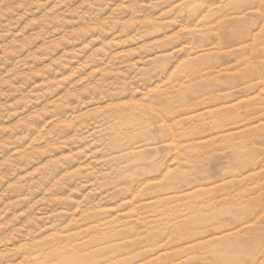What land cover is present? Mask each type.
Segmentation results:
<instances>
[{
	"label": "rangeland",
	"instance_id": "obj_1",
	"mask_svg": "<svg viewBox=\"0 0 264 264\" xmlns=\"http://www.w3.org/2000/svg\"><path fill=\"white\" fill-rule=\"evenodd\" d=\"M37 263L264 264V0H0V264Z\"/></svg>",
	"mask_w": 264,
	"mask_h": 264
},
{
	"label": "bare ground",
	"instance_id": "obj_2",
	"mask_svg": "<svg viewBox=\"0 0 264 264\" xmlns=\"http://www.w3.org/2000/svg\"><path fill=\"white\" fill-rule=\"evenodd\" d=\"M233 1H234V0H233ZM253 38H256V36L253 37ZM163 121H164V120H163ZM160 128H161L162 130H165V126H164V125H162ZM171 130H172V129H171ZM177 144H178V143H177ZM174 147H175V146H174ZM177 147H178V146H177ZM179 150H181V149H179ZM176 151H178V148H177ZM181 151H182V150H181ZM194 193H195V191H194ZM220 234H221V232H220ZM229 234H230V233H229ZM231 234H233V233L231 232ZM231 234H230V235H231ZM235 234H236V233H235ZM223 236H225V235H222V236H220L219 238H217V242H220V241L223 239ZM228 237H229V236H228ZM225 238H226V237H225ZM225 238H224V239H225ZM43 245H44V244H43ZM41 246H42V245H41ZM41 246H40V247H41ZM46 246H47V245H46ZM35 247H36V246H35ZM44 247H45V246H44ZM85 247H87V246H85ZM194 247H195V246H194ZM196 247H197V246H196ZM42 248H43V247H42ZM37 249H38V247H37ZM25 250H27V249H25ZM77 250H78V249H77ZM99 251H100V250H99ZM31 252H32V251H31ZM76 252H77V251H76ZM95 252H96V250H95ZM95 252H94V253H95ZM79 254H81V253H79ZM57 256H58V255H57ZM59 256H60V255H59ZM76 256H77V255H75V258H76ZM31 257H32V256H31ZM41 257H42V256H41ZM46 257H47V256H46ZM67 257H68V256H67ZM39 258H40V257H39ZM39 258H38V259H39ZM43 258H44V257H43ZM68 258H70V257H68ZM47 259H48V258H47ZM58 259H59V258H58ZM66 259H67V258H66ZM31 260H32V259H31ZM40 260H41V258H40ZM37 261H38V260H37ZM41 261H42V260H41ZM44 261H45V260H43V262H44ZM64 261H65V260H64ZM64 261H63V262H64ZM71 261H72V260H71ZM67 262H68V260H67ZM39 263H41V262L39 261ZM74 263H75V262H74ZM81 263H82V262H81ZM81 263H80V264H81ZM83 263H84V261H83ZM37 264H38V263H37ZM42 264H43V263H42ZM62 264H63V263H62ZM67 264H69V263H67Z\"/></svg>",
	"mask_w": 264,
	"mask_h": 264
}]
</instances>
